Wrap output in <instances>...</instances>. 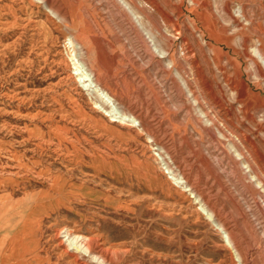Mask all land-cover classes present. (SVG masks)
I'll list each match as a JSON object with an SVG mask.
<instances>
[{
  "label": "rangeland",
  "instance_id": "obj_1",
  "mask_svg": "<svg viewBox=\"0 0 264 264\" xmlns=\"http://www.w3.org/2000/svg\"><path fill=\"white\" fill-rule=\"evenodd\" d=\"M125 1L144 31L46 0L107 101L64 23L0 0V264H103L65 229L112 264H264V0Z\"/></svg>",
  "mask_w": 264,
  "mask_h": 264
},
{
  "label": "bare ground",
  "instance_id": "obj_2",
  "mask_svg": "<svg viewBox=\"0 0 264 264\" xmlns=\"http://www.w3.org/2000/svg\"><path fill=\"white\" fill-rule=\"evenodd\" d=\"M36 1L38 3H40V4H42L48 10L49 14H51L53 17L57 18L61 23H64V27L67 29L66 39L70 42L71 46L73 47V50H72V51H74V55L73 56L78 61V63H76V65L78 67H80V68H81V66H82V68L84 67V70L82 71V75H83L84 80L86 81V86L88 87V89H90V90L92 89V91L96 92V95L100 94V95L106 97L105 99L107 101L109 99H111L113 96L106 89H104V88H102L100 86V84L98 83V80H97V77H96L95 73L89 67V65L86 64V62L83 59V56H82V53H81V46H83L82 41H81L82 40L81 37L83 36L82 35L83 28H81V26L78 25L79 26V30L76 33L75 31L72 30V28L67 27L63 17L59 14V12L56 9H54V7L52 8L46 2V0H36ZM116 1L127 12H129L131 14V16L135 20L136 24L142 29V31H144V29L142 27L143 24L141 25L139 16H137L135 14V11L133 12V10L126 3V1L125 0H116ZM145 36H146L145 38L147 40L149 39L148 41H150L152 43V46H153L155 44L154 41H153V37L149 33H145ZM157 41H158V39H157ZM158 54L160 56H164L165 55L163 52H160V51H159ZM253 55H254V57H256L258 59L259 63L264 67V57H263L262 53L258 49H255L254 52H253ZM84 57H85V54H84ZM172 178L174 179V182L179 184V185H182V184L186 183L185 180L182 181L183 177H181L177 173H173ZM258 184H260V180L259 179H258ZM183 186L187 187L186 185H183ZM207 215L209 216V218H211V220L213 222V225L218 230H221V232L224 234V237L226 238V240L228 242V245L231 246L232 243H231V241L229 239L228 233L221 227V224H219L215 220L213 213L211 211L210 212L207 211ZM62 232H66L64 235L66 236L65 239L69 241V244H71V243L74 244V246L77 249L81 250L85 254L90 255L91 258H94L95 260H97L98 262L103 263V264H112L113 263V258L108 254L107 250H104V249L100 248V243L98 242V239L91 238V237H86V236H83L81 234L70 233V232H68L67 229L62 230Z\"/></svg>",
  "mask_w": 264,
  "mask_h": 264
}]
</instances>
